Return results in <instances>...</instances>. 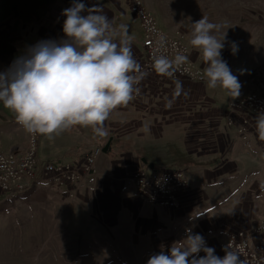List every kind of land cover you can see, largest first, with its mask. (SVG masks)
<instances>
[{"label": "rangeland", "instance_id": "1", "mask_svg": "<svg viewBox=\"0 0 264 264\" xmlns=\"http://www.w3.org/2000/svg\"><path fill=\"white\" fill-rule=\"evenodd\" d=\"M141 1L162 31L188 46L193 61L203 70L207 65L202 52L189 44L192 23L202 16H207L210 22L224 23L227 40L222 57L242 85L240 95L230 101L250 92L264 97V0ZM83 2L88 7L102 6L114 25L126 24L134 57L140 58L141 51L135 47L143 33L129 12L130 0ZM71 4L72 0H0V72L37 42L64 39L65 17L61 13ZM232 42L238 46L236 54L231 52ZM241 70H245L243 75ZM212 90L223 96L222 100L228 98L227 91L220 87ZM128 111L117 112L108 123L105 121L107 138L115 139V150L110 149L98 160L108 156L115 160L121 157V152H131L132 143L125 136H133L142 122L143 127L156 129L149 111V116L146 112ZM204 124L205 121L198 124L202 125L199 128L203 129ZM162 125L165 133L159 134L161 139H155L151 133L147 146L154 168L142 166L147 173L178 170L185 175L190 198L180 203L175 195L179 208L184 205L187 209L173 228L169 226L168 219L173 220L169 215L166 222L155 216L143 218V226L139 224L140 228L135 230L125 223L114 227L104 223L78 196L71 200L46 184H36L14 197L0 192V264H147L151 255L167 253L173 243L183 240L189 229L202 235L207 246L214 248L224 243L232 223L244 221L249 227L264 224V153L259 147L243 143L234 135L221 143L206 144L201 140L205 134L200 131L199 135L184 140L182 135L180 139L173 133L177 131L176 125L165 120ZM0 131L1 150L7 151L9 137L17 145L28 147L29 133L2 103ZM136 135L143 140L141 132ZM104 139L96 137L90 128L80 126L53 138L38 134V157L41 162L79 164L93 148H102L99 146ZM194 139L197 144L193 147ZM222 159L225 160L220 164ZM185 160L191 166L183 165ZM165 211L169 213L167 208Z\"/></svg>", "mask_w": 264, "mask_h": 264}, {"label": "clouds", "instance_id": "2", "mask_svg": "<svg viewBox=\"0 0 264 264\" xmlns=\"http://www.w3.org/2000/svg\"><path fill=\"white\" fill-rule=\"evenodd\" d=\"M61 14L65 17L64 39L37 42L0 72V103L30 134L53 138L80 126L90 128L96 137H107L105 121L134 98L139 92L138 83L147 73L134 57L128 26L114 25L102 6L88 7L83 0H72ZM192 27L189 44L202 52L207 65L202 78L207 86L220 87L229 96L238 97L242 85L222 57L227 40L225 24L202 16ZM166 45V37L160 34L152 69L173 78L177 97L186 95L175 73L189 62V57L182 51L169 57L162 51ZM230 47L232 54L238 52L235 42ZM257 131L264 139V113L257 119ZM222 251L223 257L216 255L202 235L189 229L183 240L173 243L167 253L151 255L147 264H246L229 246ZM201 252L203 256H199Z\"/></svg>", "mask_w": 264, "mask_h": 264}, {"label": "built area", "instance_id": "3", "mask_svg": "<svg viewBox=\"0 0 264 264\" xmlns=\"http://www.w3.org/2000/svg\"><path fill=\"white\" fill-rule=\"evenodd\" d=\"M129 12L139 23L143 33L140 41L141 56L137 61L147 75L137 85L139 92L134 94V98L126 106L114 110L106 120L107 123L117 112H125L135 107L142 96L143 81L150 74H157L152 69V61L154 46L160 34L167 39V45L162 49L164 54L172 57L177 51H182L189 57V62L175 73V78L188 81L200 89H204L206 84V80L202 78L203 69L193 61L188 46L181 39L162 31L141 0H130ZM161 77L173 82V78ZM261 113H264V97L249 93L227 104L225 124L234 129L241 141L247 143L252 139L256 140L264 153V139L257 131V119ZM101 155L102 148H93L79 164L41 162L38 157V134L29 133V143L24 153L18 155L12 151L0 150V192L14 197L36 184H46L64 188L67 198L73 200L95 173L94 167ZM131 180L135 197L152 204L162 199L170 210L179 208L175 195L187 188L185 175L178 170L153 173L137 170L131 175ZM226 245L238 251L246 264H264V224L254 226L250 232L239 227L232 229L220 249Z\"/></svg>", "mask_w": 264, "mask_h": 264}, {"label": "crops", "instance_id": "4", "mask_svg": "<svg viewBox=\"0 0 264 264\" xmlns=\"http://www.w3.org/2000/svg\"><path fill=\"white\" fill-rule=\"evenodd\" d=\"M135 49L141 51L140 43L139 45H136ZM135 59L138 60L139 58L135 57ZM182 83L186 95L182 93L177 97L175 95V84L172 81L153 73L143 81L142 96L138 104L133 107V109L131 108L129 110L131 111V114L145 112L147 114L152 107L153 110L149 111V113L152 114L151 117L156 121V129L153 130L154 126L145 128V126L143 127L144 122H142L140 128H137V131L134 132L133 136H125L128 143H132L133 150L129 153H126L125 151L123 153L121 152V157L116 158L115 160L108 158L109 156L107 158L104 157L99 160L97 159L98 161H96L94 167L95 173L85 183L83 189L78 192L77 196L79 201L85 205H89L93 213L100 216L104 223L114 225V227L125 223L129 224L132 230H135L139 227V224L140 227L143 226V218L155 216L158 221L166 222L167 215H169L173 218V220L168 219L170 222L169 226L173 228L174 224L186 214L185 210L187 207L184 205L177 210H170L162 199L149 206L142 204L141 200L135 197V188L131 180V175L137 170H144L142 165H146L147 168L152 166V168L149 169L153 170L154 163L151 162L150 157L148 156L147 146L149 145L148 142L151 133L155 135V139H161L159 134L165 133V129L163 131L162 121L165 120L176 125L174 127L177 131L176 133H173L178 134L180 139H182V135L184 140L192 135H199V131L205 134L203 138L201 137V140L210 145L215 144V142H224L227 138H230L231 135L240 139L234 129H229L223 122L226 116L227 104L234 97L229 96L228 93L225 92L228 98L222 100L223 96H220V94H214L212 89L210 91L207 90V82L204 89L197 88L194 84L188 81H182ZM223 105H225V107ZM147 115L149 116V114ZM11 120L14 121V119ZM159 120H161L160 124L158 122ZM219 120L220 124L217 125ZM202 121L206 122L204 127L207 126L208 128H199L202 125L198 124H201ZM137 132L142 133L144 136L143 140L140 139V136L136 135ZM2 137L3 135L0 134V138ZM132 139L134 142L131 141ZM104 140H106V142ZM104 140L99 147L103 148L107 141L111 139L105 137ZM6 141L7 151L2 150L3 152L12 151L20 155L26 151V144L17 145L11 137ZM196 141L197 139L192 141L193 147L197 144ZM249 142L259 147L256 140L252 139ZM114 143L115 139H112L107 153H109L110 149L115 150ZM138 151L140 152L139 154L137 153ZM223 160L225 159H222L220 164L223 163ZM226 162L228 161H225L224 163ZM189 164L190 162L188 160L183 162V165L191 166ZM51 188L58 190V192L67 198L66 190L64 188L53 186H51ZM177 195L180 203H184L190 198L188 190L182 191ZM166 208L169 213L165 211ZM146 213L149 215H146ZM182 213L183 215L178 218V215H181ZM236 227L242 228L247 232H250L251 229L254 228V226L249 227L244 221H237L232 223L227 234ZM214 248L215 254L223 257L224 252L220 249V244Z\"/></svg>", "mask_w": 264, "mask_h": 264}, {"label": "water", "instance_id": "5", "mask_svg": "<svg viewBox=\"0 0 264 264\" xmlns=\"http://www.w3.org/2000/svg\"><path fill=\"white\" fill-rule=\"evenodd\" d=\"M111 140H108L107 143L105 144V146L102 148V153L105 154L108 151L109 148V144H110ZM149 168H152V166H150Z\"/></svg>", "mask_w": 264, "mask_h": 264}, {"label": "bare ground", "instance_id": "6", "mask_svg": "<svg viewBox=\"0 0 264 264\" xmlns=\"http://www.w3.org/2000/svg\"><path fill=\"white\" fill-rule=\"evenodd\" d=\"M224 123H225V120L223 121ZM226 125V124H225ZM226 127H228L227 125H226ZM229 129H231V127H228Z\"/></svg>", "mask_w": 264, "mask_h": 264}, {"label": "trees", "instance_id": "7", "mask_svg": "<svg viewBox=\"0 0 264 264\" xmlns=\"http://www.w3.org/2000/svg\"><path fill=\"white\" fill-rule=\"evenodd\" d=\"M259 95V94H258ZM261 96V95H260ZM263 97V96H262Z\"/></svg>", "mask_w": 264, "mask_h": 264}]
</instances>
